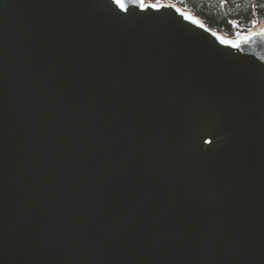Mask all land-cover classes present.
I'll list each match as a JSON object with an SVG mask.
<instances>
[{
    "label": "water",
    "instance_id": "obj_1",
    "mask_svg": "<svg viewBox=\"0 0 264 264\" xmlns=\"http://www.w3.org/2000/svg\"><path fill=\"white\" fill-rule=\"evenodd\" d=\"M145 5L0 0V264H264V26Z\"/></svg>",
    "mask_w": 264,
    "mask_h": 264
},
{
    "label": "trees",
    "instance_id": "obj_2",
    "mask_svg": "<svg viewBox=\"0 0 264 264\" xmlns=\"http://www.w3.org/2000/svg\"><path fill=\"white\" fill-rule=\"evenodd\" d=\"M173 5L190 13L209 30L235 39L264 26V0H144Z\"/></svg>",
    "mask_w": 264,
    "mask_h": 264
},
{
    "label": "snow or ice",
    "instance_id": "obj_3",
    "mask_svg": "<svg viewBox=\"0 0 264 264\" xmlns=\"http://www.w3.org/2000/svg\"><path fill=\"white\" fill-rule=\"evenodd\" d=\"M130 2L134 4H138L142 9L147 7V5H145L144 0H130ZM114 3L122 9L125 7V0H114ZM158 6H159L158 3L151 5V7H158Z\"/></svg>",
    "mask_w": 264,
    "mask_h": 264
}]
</instances>
